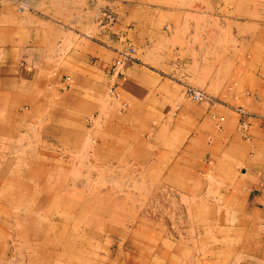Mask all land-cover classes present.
Here are the masks:
<instances>
[{"label": "rangeland", "instance_id": "rangeland-1", "mask_svg": "<svg viewBox=\"0 0 264 264\" xmlns=\"http://www.w3.org/2000/svg\"><path fill=\"white\" fill-rule=\"evenodd\" d=\"M34 25L29 86L0 78V264H264V0H0Z\"/></svg>", "mask_w": 264, "mask_h": 264}, {"label": "crops", "instance_id": "crops-1", "mask_svg": "<svg viewBox=\"0 0 264 264\" xmlns=\"http://www.w3.org/2000/svg\"><path fill=\"white\" fill-rule=\"evenodd\" d=\"M0 42L3 43V56L7 64V66L2 69L3 74L1 70L0 78L3 76L6 79H12L19 87L26 88L29 86L33 77L31 64L34 62L33 60L30 62L27 52L35 49L31 48L32 45L37 47L36 44H39L41 46L43 42L41 31L36 25L27 29H19L11 26L0 27ZM153 72L160 77V80H156L157 77L155 78V81L159 82V84L155 83L156 85H154L156 89L167 85L166 81H171L162 72L158 70H154ZM124 78L125 77H121L118 79ZM244 119H246V117ZM243 122L248 123L249 119L247 121L242 120V123ZM256 191L257 189L253 190V197L250 198V202H255V207L259 203V199L262 200L264 198V196L263 198L260 197Z\"/></svg>", "mask_w": 264, "mask_h": 264}, {"label": "built area", "instance_id": "built-area-1", "mask_svg": "<svg viewBox=\"0 0 264 264\" xmlns=\"http://www.w3.org/2000/svg\"><path fill=\"white\" fill-rule=\"evenodd\" d=\"M116 23V15L113 14V12L105 10L101 13V15L98 18V26L101 28H109L113 26ZM134 55V49L130 48L126 51L119 52V58L115 61L112 69V77H115L116 79L125 77V66L135 60L133 58ZM185 95L187 98H189L191 101L195 103H212L214 102V99L209 96L207 93L191 87L187 86ZM243 127L247 125V123H242Z\"/></svg>", "mask_w": 264, "mask_h": 264}]
</instances>
